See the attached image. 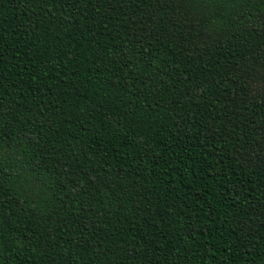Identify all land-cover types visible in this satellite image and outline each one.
I'll return each mask as SVG.
<instances>
[{
    "label": "trees",
    "instance_id": "1",
    "mask_svg": "<svg viewBox=\"0 0 264 264\" xmlns=\"http://www.w3.org/2000/svg\"><path fill=\"white\" fill-rule=\"evenodd\" d=\"M0 264H264V0H0Z\"/></svg>",
    "mask_w": 264,
    "mask_h": 264
}]
</instances>
